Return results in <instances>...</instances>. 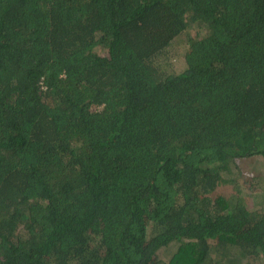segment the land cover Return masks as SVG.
I'll list each match as a JSON object with an SVG mask.
<instances>
[{
	"label": "trees",
	"instance_id": "obj_1",
	"mask_svg": "<svg viewBox=\"0 0 264 264\" xmlns=\"http://www.w3.org/2000/svg\"><path fill=\"white\" fill-rule=\"evenodd\" d=\"M254 157L264 0H0V264H264Z\"/></svg>",
	"mask_w": 264,
	"mask_h": 264
},
{
	"label": "rangeland",
	"instance_id": "obj_2",
	"mask_svg": "<svg viewBox=\"0 0 264 264\" xmlns=\"http://www.w3.org/2000/svg\"><path fill=\"white\" fill-rule=\"evenodd\" d=\"M169 58H171L170 60H168V62L166 63V65L168 66V71L171 72H180L182 70H184L185 68V60L183 59V57L179 56L178 51L174 50L172 48H169ZM260 158L258 157H254L252 159L248 160V166L247 168L250 169L251 171L254 172V174L256 175L257 179L264 176L263 174V163L259 160ZM259 181V179H258ZM260 181H263V179H261ZM264 188V186L262 187ZM262 188L257 187L256 186V191H255V195L254 198L255 199V203H252L253 205V211L259 212V211H263L264 210V203L262 200ZM174 248L173 247H167V248H163L162 249V253L160 255V257H162L163 259H169L170 255H171V251H173Z\"/></svg>",
	"mask_w": 264,
	"mask_h": 264
}]
</instances>
